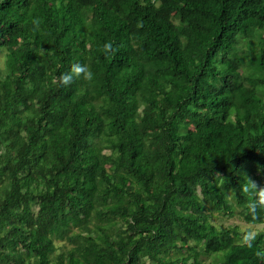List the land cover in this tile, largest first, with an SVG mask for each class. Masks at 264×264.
<instances>
[{"label":"trees","instance_id":"obj_1","mask_svg":"<svg viewBox=\"0 0 264 264\" xmlns=\"http://www.w3.org/2000/svg\"><path fill=\"white\" fill-rule=\"evenodd\" d=\"M0 54V264H264V0H0Z\"/></svg>","mask_w":264,"mask_h":264},{"label":"rangeland","instance_id":"obj_2","mask_svg":"<svg viewBox=\"0 0 264 264\" xmlns=\"http://www.w3.org/2000/svg\"><path fill=\"white\" fill-rule=\"evenodd\" d=\"M5 55L4 54H0V67L4 70L5 69ZM214 225H223L225 227H230V226H239L240 229L242 231H246L247 229H251L252 230V234L251 237L255 236L256 234H258L259 232L264 230V226L262 223L260 222H256L253 225L247 223L245 220H242L238 217L229 219V218H223V219H214L213 221ZM62 245V244H61ZM59 244V246H61ZM187 259H189V257H187ZM201 264H211V260L208 259L207 257L201 259Z\"/></svg>","mask_w":264,"mask_h":264},{"label":"clouds","instance_id":"obj_3","mask_svg":"<svg viewBox=\"0 0 264 264\" xmlns=\"http://www.w3.org/2000/svg\"><path fill=\"white\" fill-rule=\"evenodd\" d=\"M81 75L87 78H91L92 72L90 71L87 65L81 63H75L71 66L69 71L60 74L59 80L63 85L67 86L73 82L74 78ZM252 207L254 211L255 204Z\"/></svg>","mask_w":264,"mask_h":264}]
</instances>
